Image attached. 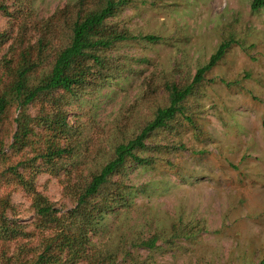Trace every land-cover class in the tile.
I'll use <instances>...</instances> for the list:
<instances>
[{
    "label": "rangeland",
    "instance_id": "1",
    "mask_svg": "<svg viewBox=\"0 0 264 264\" xmlns=\"http://www.w3.org/2000/svg\"><path fill=\"white\" fill-rule=\"evenodd\" d=\"M76 1L32 0L31 7L45 19ZM251 2L127 0L109 20L134 38L110 52L117 71L66 108L79 133L73 158L57 175L39 167L35 180V189L60 214L74 206L65 187L77 185L76 175L89 179L117 144L133 139L167 105L164 85L190 84L218 46L229 44L184 103L188 119L178 116L148 139L149 149L139 157L150 165L128 166L129 205L97 222L92 242L113 253L117 264H129L125 253L145 264L264 260V9L252 12ZM5 6L15 9L9 1ZM15 32L14 21L0 12L1 38L9 43ZM8 43L0 47V61ZM9 143L0 171L17 158L34 166L35 153L11 157ZM7 176L0 184V264H29L40 241L37 220L30 195ZM152 240V246L141 245Z\"/></svg>",
    "mask_w": 264,
    "mask_h": 264
},
{
    "label": "trees",
    "instance_id": "2",
    "mask_svg": "<svg viewBox=\"0 0 264 264\" xmlns=\"http://www.w3.org/2000/svg\"><path fill=\"white\" fill-rule=\"evenodd\" d=\"M7 1L14 10L5 6ZM31 1L0 0V12L14 21L16 28L9 43L0 34V47L8 43L0 61V167L8 159L7 140L11 157L24 155L28 150L35 153L33 167L17 158L7 170L0 171V184L4 183L3 177L10 175L31 197L40 241L29 264H117L113 253L97 249L92 242L97 222L109 211L129 205L126 198L130 187L124 184L128 166L150 165L149 159L139 157V153L149 149L148 139L166 129L178 116L188 119L184 117V103L204 75L223 58L229 44L218 46L190 84L164 85L167 105L158 108L133 139L117 144L108 162L92 172L89 179L76 175L77 185L69 183L65 187V192L74 199V206L60 214L35 189L38 169L44 167L51 175H57L64 163L73 158L74 136L79 133L71 128L66 108L80 92L88 87L98 88L117 71L110 52L134 36L109 23L127 0H77L73 6L58 9L45 19L37 18ZM250 9L252 12L264 9V0H252ZM144 39L150 42L157 38ZM12 108L16 113L11 114ZM9 196L4 198L5 203ZM153 244L154 240L141 245ZM24 253L26 256L29 252ZM123 258L129 264H145L129 253Z\"/></svg>",
    "mask_w": 264,
    "mask_h": 264
}]
</instances>
